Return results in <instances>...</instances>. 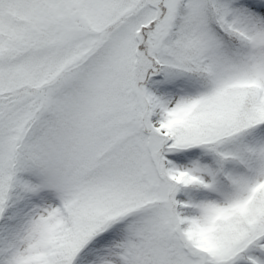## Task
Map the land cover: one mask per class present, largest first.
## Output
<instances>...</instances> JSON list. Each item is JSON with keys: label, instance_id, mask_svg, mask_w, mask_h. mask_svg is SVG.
Listing matches in <instances>:
<instances>
[{"label": "snow or ice", "instance_id": "6c2138e0", "mask_svg": "<svg viewBox=\"0 0 264 264\" xmlns=\"http://www.w3.org/2000/svg\"><path fill=\"white\" fill-rule=\"evenodd\" d=\"M0 264H264V0H0Z\"/></svg>", "mask_w": 264, "mask_h": 264}]
</instances>
